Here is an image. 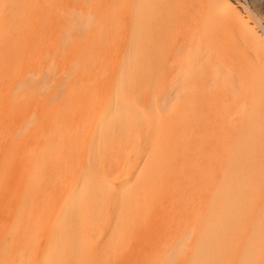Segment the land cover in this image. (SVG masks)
<instances>
[{
	"label": "bare ground",
	"instance_id": "obj_1",
	"mask_svg": "<svg viewBox=\"0 0 264 264\" xmlns=\"http://www.w3.org/2000/svg\"><path fill=\"white\" fill-rule=\"evenodd\" d=\"M0 264H264V0H0Z\"/></svg>",
	"mask_w": 264,
	"mask_h": 264
},
{
	"label": "rangeland",
	"instance_id": "obj_2",
	"mask_svg": "<svg viewBox=\"0 0 264 264\" xmlns=\"http://www.w3.org/2000/svg\"><path fill=\"white\" fill-rule=\"evenodd\" d=\"M244 3H248L250 0H241Z\"/></svg>",
	"mask_w": 264,
	"mask_h": 264
}]
</instances>
